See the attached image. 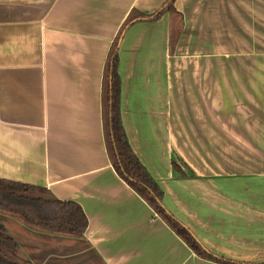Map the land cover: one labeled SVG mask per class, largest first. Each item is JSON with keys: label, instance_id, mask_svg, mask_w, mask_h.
Listing matches in <instances>:
<instances>
[{"label": "crops", "instance_id": "obj_1", "mask_svg": "<svg viewBox=\"0 0 264 264\" xmlns=\"http://www.w3.org/2000/svg\"><path fill=\"white\" fill-rule=\"evenodd\" d=\"M166 2L0 0V179L77 202L89 221L85 240L105 264H227L200 257L117 174L105 146L109 49L132 9L153 15ZM175 7L184 25L173 54L168 12L122 36L125 132L166 209L208 251L264 264V172L244 170L241 159L233 172L231 162L235 148L261 155L264 139L244 111V120L232 111L230 76L249 70L242 61L261 69L264 0Z\"/></svg>", "mask_w": 264, "mask_h": 264}, {"label": "trees", "instance_id": "obj_2", "mask_svg": "<svg viewBox=\"0 0 264 264\" xmlns=\"http://www.w3.org/2000/svg\"><path fill=\"white\" fill-rule=\"evenodd\" d=\"M175 2L176 0H167L158 12L147 16L132 9L109 49L102 80V123L106 150L117 174L200 257L227 264H255L236 262L212 254L187 227L166 209L163 203L162 189L134 153L123 126L121 116L122 81L119 74L122 36L127 28L138 20H153L168 12L170 16L169 45L170 53L173 54L184 25L183 15L175 7ZM173 169L182 176L186 175L181 165L176 161H173ZM10 219L23 224L33 234L42 235L58 243L70 238L74 239V247H81L80 242H86L85 231L89 221L83 208L77 202L60 200L45 187L0 179V264H38V262L24 258V248L28 247L23 245L21 240L17 239L9 230L8 221ZM86 244L105 264L90 243L86 242ZM67 247L58 249L63 250V253L59 252V256H57L58 251L48 252L51 256L56 252L53 258L55 264H64V261L65 264H95L92 258L86 260L77 255L67 254L66 251H69Z\"/></svg>", "mask_w": 264, "mask_h": 264}, {"label": "rangeland", "instance_id": "obj_3", "mask_svg": "<svg viewBox=\"0 0 264 264\" xmlns=\"http://www.w3.org/2000/svg\"><path fill=\"white\" fill-rule=\"evenodd\" d=\"M258 59L259 62H261V69H259L258 67L254 70L252 66L254 62L242 61L244 67H247L249 70L230 72L232 82L231 102L232 111L234 112V114L236 116L240 115L244 120L243 115L239 112V110L241 109L242 111H244L243 114L246 115V119L244 121L248 124V126L249 124H255L257 126V128L255 129L262 133V138L264 139V130L261 128L262 125L264 128V58L258 57ZM217 75L218 73H216V76ZM249 87H252V91L249 89ZM241 90L245 92V95H256V98H249V100L243 104L237 98L238 91ZM253 91H257L258 94L254 93ZM252 102H256V104H253ZM238 106H240V108H238ZM232 121L235 125H237V120ZM231 136L233 143L234 137L233 135ZM239 159H241L246 165L242 166L244 170L253 171L256 173L264 172L263 151L260 155L259 153H255L249 150H240L237 148L232 149L231 162L232 164H234V166L232 165L233 172H236L239 169L237 167V165L240 163ZM8 227L11 233H13V235L16 236L17 239H20V242L23 245L28 247L24 248L25 259L32 260L36 263L38 262V264H55L56 262L53 261L52 258H54V256L56 255V252L53 253V256H51V254H49L48 252L58 251L57 256H59V252L63 253V250L58 249L68 246L67 249L69 251H66L67 254L77 255L86 260L92 258L95 264H103L100 258L94 253V251H92L91 247L88 246L86 242H80L81 247H74V239L70 238H68L66 243H62L65 240L57 243L53 239H47V237H44L42 235L33 234L32 232L27 230V228H25L23 224L13 219H10V221H8Z\"/></svg>", "mask_w": 264, "mask_h": 264}]
</instances>
